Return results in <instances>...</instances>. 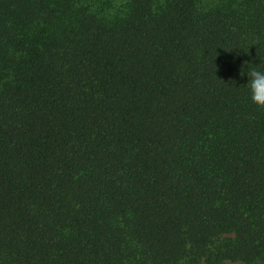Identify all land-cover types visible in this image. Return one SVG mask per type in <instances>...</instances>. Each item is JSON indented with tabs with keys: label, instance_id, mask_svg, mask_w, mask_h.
Segmentation results:
<instances>
[{
	"label": "trees",
	"instance_id": "16d2710c",
	"mask_svg": "<svg viewBox=\"0 0 264 264\" xmlns=\"http://www.w3.org/2000/svg\"><path fill=\"white\" fill-rule=\"evenodd\" d=\"M252 66L264 0H0V264H264Z\"/></svg>",
	"mask_w": 264,
	"mask_h": 264
},
{
	"label": "clouds",
	"instance_id": "9594fccd",
	"mask_svg": "<svg viewBox=\"0 0 264 264\" xmlns=\"http://www.w3.org/2000/svg\"><path fill=\"white\" fill-rule=\"evenodd\" d=\"M243 75L244 72L241 71ZM248 82L246 87L248 91L249 102L258 110H264V70L252 66L251 69L247 68Z\"/></svg>",
	"mask_w": 264,
	"mask_h": 264
},
{
	"label": "rangeland",
	"instance_id": "374dc122",
	"mask_svg": "<svg viewBox=\"0 0 264 264\" xmlns=\"http://www.w3.org/2000/svg\"><path fill=\"white\" fill-rule=\"evenodd\" d=\"M237 264H240V263H237Z\"/></svg>",
	"mask_w": 264,
	"mask_h": 264
}]
</instances>
